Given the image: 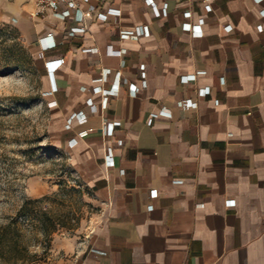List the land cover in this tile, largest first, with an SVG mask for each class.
Segmentation results:
<instances>
[{
  "label": "crops",
  "instance_id": "1",
  "mask_svg": "<svg viewBox=\"0 0 264 264\" xmlns=\"http://www.w3.org/2000/svg\"><path fill=\"white\" fill-rule=\"evenodd\" d=\"M82 6L86 32L26 19L55 145L99 206L65 264H264V0ZM61 58L53 92L46 62Z\"/></svg>",
  "mask_w": 264,
  "mask_h": 264
},
{
  "label": "rangeland",
  "instance_id": "2",
  "mask_svg": "<svg viewBox=\"0 0 264 264\" xmlns=\"http://www.w3.org/2000/svg\"><path fill=\"white\" fill-rule=\"evenodd\" d=\"M31 1L0 0V264H65L99 206L52 137Z\"/></svg>",
  "mask_w": 264,
  "mask_h": 264
},
{
  "label": "built area",
  "instance_id": "3",
  "mask_svg": "<svg viewBox=\"0 0 264 264\" xmlns=\"http://www.w3.org/2000/svg\"><path fill=\"white\" fill-rule=\"evenodd\" d=\"M34 1H35L34 8L32 9V11H30V16L32 18L44 17L48 13H54L55 15H58L63 18L72 17L78 23H82V25H78L72 28L73 34L76 32H86L88 30V26L84 24V21L87 17H90L92 15V12L94 10H91V9L85 10L82 4L89 3L91 0H34ZM204 1H207V0H204ZM100 17H103L104 19H106L107 16L105 14H100ZM188 27L192 28L193 35L200 34L199 25H196V26L193 25L191 27V25L188 24ZM137 32H139V34L141 35L149 34V28L148 26H143V27L138 28ZM122 34L124 36L133 35L135 34V30L124 28V30H122ZM53 36H54V33L51 31L49 33H46V35L42 37L40 41H43L44 38L47 39V37L51 38ZM43 47H47V44L44 43ZM40 55L41 57H44V52H42ZM64 60H65L64 58H61L56 61L46 62V65L48 66L50 70L53 92L57 90V86H56L55 78H54V72L64 62ZM141 74L142 76H145L144 66H143ZM192 78H195V75L187 76L186 80H189ZM115 87L116 89H119L120 84H116ZM195 104L196 103H194L192 99H185L181 102L183 109H188L194 106ZM79 117L81 121H86L88 116L85 111H81L79 112ZM104 122H105L104 124H106L109 134H112L114 132L115 126L120 124L119 122L111 123L106 119ZM106 163L110 167L115 165V160L111 153V148H108L107 155H106ZM154 194H156V192Z\"/></svg>",
  "mask_w": 264,
  "mask_h": 264
},
{
  "label": "bare ground",
  "instance_id": "4",
  "mask_svg": "<svg viewBox=\"0 0 264 264\" xmlns=\"http://www.w3.org/2000/svg\"><path fill=\"white\" fill-rule=\"evenodd\" d=\"M23 0H18V2H22ZM92 229H93V226H92Z\"/></svg>",
  "mask_w": 264,
  "mask_h": 264
}]
</instances>
